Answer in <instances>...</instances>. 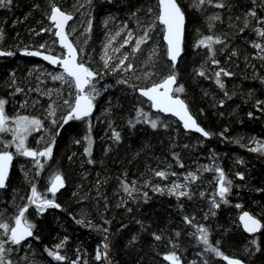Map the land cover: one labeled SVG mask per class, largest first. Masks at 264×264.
<instances>
[{
    "label": "trees",
    "instance_id": "1",
    "mask_svg": "<svg viewBox=\"0 0 264 264\" xmlns=\"http://www.w3.org/2000/svg\"><path fill=\"white\" fill-rule=\"evenodd\" d=\"M256 1L254 4L251 0H226V5L231 7L224 8L205 3L201 9L194 7L192 0H178L186 16L184 51L176 65L177 84L183 83L186 90L178 95L189 103L197 121L213 133L205 139L183 131L173 118L152 112L149 104L137 94L140 86H150L152 81H158L172 70L162 42V26L155 21L156 0H54L62 10L73 13V21L83 11L86 23L91 22L92 27L83 41L71 40L77 46L80 60L100 73L103 82L109 85L95 101L96 109L91 115V158L84 151L88 146L84 137L89 134L86 120L70 121L58 134L57 125L52 123L50 106L55 104L56 119L60 121L67 110L63 101L69 96L62 92L55 101L34 96L38 86L57 89L63 80L52 77L61 70L18 55L25 48L62 55L49 23L53 0H11L10 6L6 3L0 7L3 33L0 49L10 54L0 57V97L7 100L6 113L38 116L44 128L56 134L53 156L44 163L45 167L39 172L29 165L24 169L34 179L38 190L49 196L46 169L52 168L54 173L59 170L65 177L64 189L55 195L63 207H49L39 215L29 207V218L36 224L34 236L19 246L9 242L8 247L13 251L8 255L16 264H73L77 259L78 264H109L108 258L96 259L97 247L103 251L106 237L114 264H171L160 255L170 250L179 253L182 264H204L205 260L210 264H224L221 257L199 240L198 224L209 227L210 241L213 244L219 241L218 246L226 255L238 257L247 264H264V228L250 237L237 221L241 212L248 211L264 222V154L254 149L255 139L264 138V80L261 79L264 57L259 60L253 55L256 50L251 43L254 40L251 28L255 21L244 32H239L237 27L244 26V14L254 5L257 12L264 15V0ZM149 7L152 12L148 11ZM214 14H219L221 19L213 20L214 27H209L208 17ZM153 21L155 26L149 29ZM123 23L127 24L126 30L133 33L132 40L123 44L120 35L115 45L120 49L117 62L106 66L100 54L104 36ZM145 31L149 39L136 49L135 42ZM204 34L227 38L215 45L219 65L212 63L206 46H195V41ZM124 53L128 54L125 64L132 63L133 68L125 71L121 66L113 71ZM201 66L205 68V75L199 74ZM219 68L233 73L231 76L222 73L224 89L215 81ZM148 69H153V73L146 78L144 73ZM133 85L137 86L136 90ZM17 88L21 91H16ZM220 99L225 102L220 104ZM257 101H261L259 107ZM137 107H143L152 118L159 116L158 126L152 128L146 120H135ZM249 112L253 115L249 116ZM130 119L135 123L129 124ZM165 123L168 127L163 126ZM113 129L120 132L119 140ZM0 136L11 139V133L0 132ZM77 140L79 143L75 142ZM14 146L9 150L13 151ZM0 150H3L2 144ZM217 167H222L232 181L227 194L230 203L216 191ZM160 170L166 175H157ZM191 171H196L199 177L191 179V195L176 197L167 190L157 192L154 188L155 185L170 188L175 178ZM238 171L245 176H237ZM124 180L134 185L135 190L125 192ZM30 194V183L14 160L8 186L0 190L3 218L11 220L10 214L27 203L26 197ZM214 195L219 207L210 199ZM186 215L191 218V224L184 220ZM81 217L85 223H78ZM97 225L102 227L97 228ZM152 232L159 233L162 239L156 240ZM134 235L139 238L132 241ZM35 236L40 239L36 240ZM65 236L69 239L59 251L66 259L57 261L45 246L55 248ZM173 241H178V245Z\"/></svg>",
    "mask_w": 264,
    "mask_h": 264
},
{
    "label": "snow or ice",
    "instance_id": "2",
    "mask_svg": "<svg viewBox=\"0 0 264 264\" xmlns=\"http://www.w3.org/2000/svg\"><path fill=\"white\" fill-rule=\"evenodd\" d=\"M10 6L11 0H0V7L5 6V4ZM193 6L196 8H201L205 3L207 4H215L221 8L225 6L231 7L230 4L226 5V0H192ZM149 12H152L153 9L151 7L148 8ZM49 19L54 22V28L56 29L55 35L59 37V43L64 45L67 49V52L62 55H52L47 51L37 52L36 55L43 56L45 59L51 61L53 64H62V71L56 73L52 78L60 79L65 82H68L69 89L74 87L75 91L69 92V99L63 101V103L67 106V110L60 118V121L56 119V106L55 104L50 106L49 114L52 119V123L57 125V134L59 129L67 124L70 121L74 120H86L88 123V133L85 135L84 139L88 141V146L85 147L84 151L89 153V158H91V149L93 138L90 135L91 133V114L93 109L95 108V98L100 94V89L97 87L98 81L96 78L100 76V73L95 71L92 67H90L87 63L82 62L78 59V51L77 46L68 38L69 33L65 30L68 21L72 18L73 13L67 10H62V8L56 4L53 0L51 3V10L48 13ZM221 17L219 14H214L213 16L208 17L209 27H214L212 23L213 20H219ZM240 19V17H237ZM155 21L161 22L164 28V39L167 41V50L166 55L170 57V61H168L171 66V71H168L166 75L160 78L158 81H152L150 86H140L138 91L143 94L144 97H147L151 103V107L162 110L164 113H172L176 117L183 122V125L186 129H196L200 133H202L205 137L212 136L213 133L209 130H206L198 121L196 116L190 110L189 103L186 99L182 98L181 95L177 93L185 92V85L183 83L177 84V77L179 75L176 70V62L178 58L181 56V53L184 51V36H185V11L182 8L181 4L178 3V0H158V11L155 17ZM155 21L148 25V28L151 29L155 26ZM254 30L256 31L258 37L261 39L252 40L251 43L255 46V48L259 49L258 53H253V55H259L260 57H264V15H261L257 12L255 5L251 8H248L243 17V27L237 26L239 32H244L245 28L253 25ZM107 23V21H105ZM91 22L88 24V29H91ZM43 30V29H42ZM74 30V29H73ZM123 30V29H121ZM2 31H0V35H2ZM119 35H111V38L108 40V44H112V41L116 40V36ZM133 33L131 31L128 32L127 39L123 40V44H129L132 40ZM149 39L148 32L145 31L142 36L137 38L134 47L136 49L140 48V45L144 42V40ZM227 38L224 35H216V34H204L199 37L195 41V46L204 45L206 46L212 56V63L219 65L220 61L215 58L216 47L215 45L219 42L226 40ZM121 45V47L123 46ZM43 47V45H41ZM107 49V46H106ZM119 48H116L115 51H119ZM0 51H3L0 49ZM22 51H29V49L25 48ZM233 52L237 55L238 50L233 49ZM128 58V54L124 53L123 58L119 59V62L112 69L113 71L116 68H120L124 66L125 71L133 68L132 63L125 64V61ZM105 65L107 66V62L112 58L107 55V51L104 53ZM153 73V69H148L144 75L145 77H149ZM222 73H226L228 76L233 75L232 72L228 71L226 68H219L215 72V81L222 88H225V82L221 79ZM199 74L205 75V68L201 66L199 68ZM139 79V77H137ZM264 80V77H261ZM124 83H128L127 80L123 81ZM137 86L133 85V90H136ZM16 91H21V89L17 88ZM50 94V93H46ZM233 95L235 93H232ZM225 95H228L227 91ZM225 101L223 99L219 100L220 104H223ZM257 106L259 107L261 101H257ZM7 104V100L5 98L0 97V132L3 133H11V139H5L3 136H0V144L3 145V150H0V188H5L8 186L9 182V172L10 168L13 165L14 155H21L24 157L32 158V162L36 165V171L39 172L41 169L45 167L41 157L51 158L53 156V146L56 144V138L54 133L49 132L50 140L46 143V145L42 148L29 146L28 137L29 135L38 128H44L43 121L35 115H22L17 114L13 116H9L6 113L5 105ZM249 116H252L253 113L249 112ZM143 119L146 120L148 124L152 126V128H156L158 126V121L160 120L159 116L152 118L151 113H145V109L143 107H137L136 109V118L135 120ZM134 119H130L128 121L129 124L135 123ZM164 127H168V124L165 123ZM114 136L117 140L121 138L120 132L113 129ZM221 136L224 135L223 132L220 133ZM40 139H44L43 136ZM79 143V140L75 141ZM238 142V141H237ZM11 145H15V152L9 150ZM256 150L264 151V142L256 141ZM175 155V153H174ZM243 162V161H241ZM181 163H183L181 161ZM21 170L25 173V179L30 183L31 194L26 197V200L35 205V209L37 210V215L42 214L46 211L48 206H55L56 208L63 207L62 204L58 203L55 198V193L64 186L65 177L64 174L57 170L54 174L49 176L50 187L46 188V193H51L53 195L49 196L47 194L42 193L38 190L37 184L34 179L29 175L28 171L24 169V166L21 165ZM215 171L218 175V191L219 197L223 198L225 202L230 203L227 199V194L231 191L232 181L225 174V170L222 167H217ZM159 176H165L166 173L164 170H160L156 173ZM87 175V173H85ZM239 177H244L245 173L238 171L236 173ZM187 176L192 180L198 178L196 171H191L187 173ZM99 183V181L97 182ZM122 187L125 192H128L129 189L135 190L134 185L129 184L127 180L123 181ZM157 192H162L167 190L169 194L175 193L177 197L191 195V189L188 184L182 182L173 183L170 188H165L159 185L154 186ZM130 194V193H129ZM201 196L204 195L202 191L200 193ZM145 199H147V193L144 194ZM23 199V198H22ZM215 207H219V203L216 202L215 195L211 197ZM239 206V205H238ZM182 207V205H181ZM29 203H23L18 207L16 212L10 214L12 219L3 218V212H0V264H16L12 260V258L8 255L12 248L8 247L9 242L12 245L19 246L21 242H27V237L34 236V228L36 227L35 222L29 218L28 215ZM6 211V210H4ZM194 215V214H193ZM184 220L188 223H192V220L189 216H185ZM240 220L243 222V227L247 229L249 233H255L258 229L264 228V222L258 219L251 212L244 211L240 215ZM78 223H85L83 217L78 221ZM143 225V221L140 222ZM89 227L92 225L89 224ZM97 228L102 226L97 225ZM197 231L199 233V240L203 241L204 246L211 252L215 253L218 257H223L224 260L228 261V264H245V261L234 256L226 255L224 251L218 246L219 241L213 244L209 239L210 229L208 226L204 224H198L196 226ZM107 232V229H105ZM195 234V233H194ZM177 236L180 235L179 231L176 233ZM152 236L156 238V240H161L162 237L157 232H152ZM139 237L134 235L132 237V241L137 240ZM36 240H39V236H35ZM69 238L65 236L62 241L53 247H46L48 254L51 257H54L57 261H64L66 256L59 251L60 248L64 246V241ZM131 243V241L129 242ZM174 244L178 245V241H173ZM256 243V241H253ZM103 251H101L100 246L97 247L96 251V259L100 260L101 257L108 258L109 264H114L109 255V248L111 245L107 241V237L102 244ZM257 248L259 245L257 244ZM160 255L166 257L168 261H171V264H182L181 257L178 252L175 250H170L166 252L160 253ZM73 264H78L77 261H73ZM204 264H210L208 260L204 261Z\"/></svg>",
    "mask_w": 264,
    "mask_h": 264
},
{
    "label": "rangeland",
    "instance_id": "3",
    "mask_svg": "<svg viewBox=\"0 0 264 264\" xmlns=\"http://www.w3.org/2000/svg\"><path fill=\"white\" fill-rule=\"evenodd\" d=\"M252 3H257L256 0H251ZM256 6V5H255ZM80 16H78L79 18H77L76 21H72L71 24L69 25L68 27V33H69V37L70 38H74V40H79L81 39L82 41L84 40L85 36H86V32L88 31V24L86 23V20L84 19L85 17V13H83V11H81V13H79ZM127 28V24H122L120 26V28H118L117 30L115 31H111V32H107L104 36V44L102 46V50L100 52L101 54V62L103 61V63L105 64V59H104V53L105 51H107V55L110 56L112 59L109 60L107 62V64H113L114 61L117 62V53L118 51H115V45H116V42H117V39L118 37H120V35H122L123 39H127L128 37V32L131 31V30H126ZM74 29V30H73ZM123 29V30H121ZM251 30L254 32V40H260L261 38L258 37L256 31L254 30V27L251 28ZM117 33H119V35L116 36V40L112 41V44H108V40L111 38V35H116ZM76 42V41H75ZM261 42H264V41H261ZM77 44V42H76ZM106 46H107V49H106ZM254 50H256V53H258L260 50L255 48V46L252 44ZM259 57V60H261L263 57H260L259 55H257ZM79 58H81L79 56ZM96 80L98 81L97 83V87L100 89V94L98 96H96L95 98V101L98 100V98L100 97L101 93L103 91H106L105 88H108L109 85L108 84H105L103 82V79L98 76L96 78ZM72 91L74 92L75 89L74 87L72 89H69V86H68V82H65V81H62L61 84L58 86L57 89L55 88H52V87H48V88H44L42 86H38L34 93L35 95L34 96H44L45 98H50V99H54L57 100L60 96H61V93L62 92H65V94H67L69 96V92ZM46 93H50V94H46ZM179 94V93H177ZM49 132L47 129L45 128H38V129H35L28 137V143H29V146H32V147H37V148H42L46 145V143L50 140V136H49ZM43 136L44 139H40V137ZM256 141H260V142H264V138H256L255 141H254V149L256 150ZM13 152H15V146L14 148L12 149ZM258 151V150H256ZM259 153L261 154H264V151H258ZM44 158L45 157H41V160L43 161L44 163ZM15 161H16V167L21 170V165L24 166V168L27 167V165H29L31 168H36V165L32 162V160H29L27 158H25L24 156H21V155H15ZM28 162V163H27ZM50 168L46 169V176L47 177V183H49V176L54 174L53 171H49ZM199 178V177H198ZM216 178V177H215ZM176 182H182V183H186L188 184L189 186L192 184L191 183V178L187 176V174L185 173V175H180L179 177L175 178L172 182H171V185L170 187L173 185V183H176ZM193 186H196V185H193ZM174 196H176L175 193H172ZM177 197V196H176Z\"/></svg>",
    "mask_w": 264,
    "mask_h": 264
},
{
    "label": "water",
    "instance_id": "4",
    "mask_svg": "<svg viewBox=\"0 0 264 264\" xmlns=\"http://www.w3.org/2000/svg\"><path fill=\"white\" fill-rule=\"evenodd\" d=\"M156 3H157V8H158V0H156ZM72 21H73V16H72V18L68 21V23H67V25H66L65 30H66L67 32H68V27H69V25L71 24ZM49 23L52 25L53 32H54V38H55V40H56V44H57L58 48L62 50V52H63L62 54L66 53V52H67L66 47H65L64 45H61V44L59 43V37H57V36L55 35V31H56V29L54 28V22L51 21V20L49 19ZM158 23L162 26L161 22L158 21ZM185 25H186V21H185ZM162 29H163V33H162V42H163V44H164V46H165V49L167 50V41L164 39V28H163V26H162ZM68 38L71 40V38H70L69 36H68ZM71 41H72V40H71ZM72 42H73V41H72ZM77 51H78V50H77ZM37 52H40V51H39V50H29V51H27V52H25V51H21V52H19L18 55L21 56V57L33 58V59H36V60H38V61H40V62H42V63H44V64H46V65H48V66H50V67H53V68H59L61 71L63 70V69H62V64H53L51 61L45 59L43 56L36 55ZM50 54H52V53H50ZM9 55H10V54L7 53V52L0 51V57H8ZM52 55H55V54H52ZM181 56H182V53H181ZM181 56L178 58V60H177V62H176V65L178 64V62H179ZM166 57H167V55H166ZM78 59L80 60V58H79V52H78ZM167 60L170 61V57H167ZM137 94H138V96H140L143 100H145V101L149 104L150 109H151L152 112H154V113H158V114L163 115V116H166V117H171V118H173L174 120H176V121L180 124L182 130L185 131V132H189V133L197 134V135H199V136H201V137H203V138H205V139L208 138V137H205L202 133H200V132H199L198 130H196V129H186V128L184 127V125H183V122L179 119V117H176L174 114H172V113H164L162 110H158V109L152 108L149 99H148L147 97H144L143 94L140 93L138 90H137ZM95 109H96V107L93 109L92 114L94 113ZM92 114H91V115H92ZM77 121H81V120H77ZM65 125H66V124H64V126H65ZM263 128H264V125H263ZM60 129H61V128H60ZM60 129H59V131H60ZM26 158L29 159V160H32V158H30V157H26ZM48 160H49V158L45 157V161H48ZM13 161H14V159H13ZM11 168H12V167H11ZM11 168H10V172H11ZM10 172H9V175H10ZM217 186H218V184H217ZM48 187H50V184H49ZM64 187H65V184H64L63 187H61L60 189H58V191H57L54 195H57L61 190L64 189ZM2 189H4V188H0V190H2ZM50 194H51V193H50ZM51 195H53V194H51ZM28 203H29V206H32V207L35 209V205H34V204H32V203L29 202V201H28ZM49 207H51V208H56L55 206H48V208H49ZM35 210H36V209H35ZM36 211H37V210H36ZM243 212H244V211H243ZM241 214H242V212H241V213L239 214V216H238V223H239V225H240L242 231H243L246 235H248V236H256V235H258V234L261 232L262 228H261V229H258L255 233H249V232L247 231V229H245V228L243 227V222L240 220V215H241ZM32 237H33V236H32ZM32 237H27V238H26V241L31 240ZM22 243H25V242L22 241L21 244H22ZM220 260H221L222 263H224V264H228V261L224 260L223 257H221ZM245 264H247V263L245 262Z\"/></svg>",
    "mask_w": 264,
    "mask_h": 264
},
{
    "label": "flooded vegetation",
    "instance_id": "5",
    "mask_svg": "<svg viewBox=\"0 0 264 264\" xmlns=\"http://www.w3.org/2000/svg\"><path fill=\"white\" fill-rule=\"evenodd\" d=\"M26 158V157H25ZM14 160H15V155H14ZM47 161H45V158H44V163H46ZM12 169V168H11ZM49 184H50V182L48 183V185H47V188H48V186H49ZM50 194V193H49ZM51 195V194H50ZM28 203V202H27ZM29 207H31V208H33L32 206H29ZM34 209V208H33ZM35 210V209H34ZM238 221V220H237ZM239 224V223H238ZM240 226V225H239ZM250 237H254V236H250ZM171 263V262H170Z\"/></svg>",
    "mask_w": 264,
    "mask_h": 264
}]
</instances>
